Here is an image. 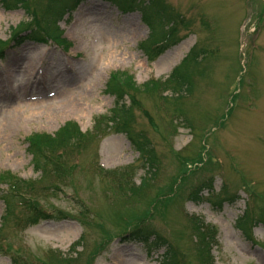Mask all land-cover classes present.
Returning a JSON list of instances; mask_svg holds the SVG:
<instances>
[{
  "label": "rangeland",
  "instance_id": "rangeland-1",
  "mask_svg": "<svg viewBox=\"0 0 264 264\" xmlns=\"http://www.w3.org/2000/svg\"><path fill=\"white\" fill-rule=\"evenodd\" d=\"M160 1L168 22L148 0H81L57 27L47 22L72 0H0V39H24L0 60V264H160L164 246L118 236L148 218L184 264H200L197 237L210 226L215 264H264L263 225H253L257 242L236 225L248 208L264 218V0ZM29 23L46 43L27 38ZM171 29L176 44L151 48ZM192 48L197 59L183 62ZM178 66L188 75L163 84ZM116 71L135 82L119 103L135 104L128 136L109 119ZM70 121L80 129L72 140L54 136ZM135 141L160 160L143 188ZM39 150L61 156L64 174L37 171ZM211 177L212 193L238 192L235 202L216 209L206 189L196 194ZM44 212L54 217L28 222Z\"/></svg>",
  "mask_w": 264,
  "mask_h": 264
},
{
  "label": "trees",
  "instance_id": "trees-1",
  "mask_svg": "<svg viewBox=\"0 0 264 264\" xmlns=\"http://www.w3.org/2000/svg\"><path fill=\"white\" fill-rule=\"evenodd\" d=\"M19 2H24L26 0H18ZM151 2L153 3V0H151ZM155 7L157 8L156 12L158 13V18L159 21L162 20L161 22H168L167 18H169V14L166 13V11L164 10L163 5L161 4L160 0H156L155 1ZM128 6L131 7L132 3L129 2ZM25 9H28L29 5L28 3L24 6ZM56 12V10H55ZM55 15V13H54ZM147 17V16H145ZM52 22L55 24L56 23V19L52 20ZM49 35H51L52 37L57 38V36H59L58 34H53V31H51L49 33ZM174 36V30L171 29L167 35H165L163 38H161L160 40L162 41H177L179 39H177ZM157 38L161 37V34L156 36ZM59 40V39H58ZM60 42V40H59ZM175 43V42H172ZM5 44L0 41V47H3ZM196 49L192 48L189 52V54H187V56L185 57V59L183 60V62H187L190 59H193L194 61L197 59L196 57V53H195ZM183 75H188L187 71H180V66L176 67L174 70H172L171 74L168 76V78H166V80L163 82V84L166 83H170L172 82L175 77L179 76H183ZM149 83H145L143 86L145 88H150L151 85H155V82L152 80L148 81ZM134 81L132 79H129L127 77V75L125 74H111L107 83H106V92L108 94H110L111 96L115 97V105L113 107V112H115L113 114V116H109V119H112V126H115L114 128L118 131V132H125L128 136L129 130H130V122L128 120V117L131 115L132 112V108L135 106V104L129 106L127 104H119L123 97L126 96L128 94V91L132 90L134 87ZM184 83V82H182ZM181 84V83H180ZM186 85V83H184ZM130 87H132L130 90H128ZM79 133L78 127L76 126L75 123L73 122H68L66 123L60 130L59 132L56 134V137H61L64 138L65 141L67 140H72V138L77 135ZM135 144L138 147V150L140 152V155L142 157V162H141V166H143L144 168H146V171L144 173V175L141 177L140 179V183L139 186L140 188H143L144 186H146V183L148 182V180L150 179V177L154 174V172L152 171V168H159L160 166V160L157 156L156 151L152 150L150 147L145 146L143 143H139L138 141H135ZM35 154V157L33 159V163L34 166L37 167V169L39 171H41L42 175H47L48 173H58L60 174H64L65 169L64 166L62 165L61 162H59V159L61 156L58 157H42L39 154V151H35L33 152ZM44 159V162L42 161ZM52 159V160H50ZM155 164H159L157 167H155ZM50 168H52L50 170ZM191 168L189 167H185V174L188 175L187 171H189ZM196 169V168H193ZM157 170V169H156ZM189 174H192V172H189ZM153 177V176H152ZM176 181H178L179 179L175 178ZM203 186L197 188L196 194L199 193L201 191ZM224 189H226V187H224ZM170 193H174V191L169 190ZM191 200L193 201H198L199 197L198 195H193V198L190 197ZM227 199H221L219 200V203L221 204L222 202H226ZM29 203V201L27 202ZM29 206V205H28ZM11 206L9 204L8 209H10ZM36 209V208H35ZM80 211L81 208H80ZM262 214H264V210L262 212ZM252 215V210L250 208H248L244 215L241 216L238 220H237V227L241 230H245L248 229V232H246V236L247 237H251L250 235V231H249V225H251L254 220L251 218ZM35 220L32 219L30 220L33 221ZM264 222V219H263ZM264 224V223H263ZM144 228V227H143ZM200 229V226H198V230ZM134 234L140 233L142 231V228L139 225H137V227H133L132 230ZM199 238V243H197V247L198 248H202V253L199 254V257L197 258V260L200 262V264H213V259H211V255H210V249L208 244H210V239H212L213 237H205L202 235V233L199 230V234L198 237ZM159 242L158 244L160 245H165L166 247V252L164 254V257L161 261V264H184L183 262H185V260H181L179 259V253L176 251L174 246H171L170 244H167L165 242H163V240L161 239V237L158 236L157 241ZM32 263V262H31ZM12 264H28L25 261H21L19 257L13 259ZM33 264V263H32Z\"/></svg>",
  "mask_w": 264,
  "mask_h": 264
},
{
  "label": "bare ground",
  "instance_id": "bare-ground-1",
  "mask_svg": "<svg viewBox=\"0 0 264 264\" xmlns=\"http://www.w3.org/2000/svg\"><path fill=\"white\" fill-rule=\"evenodd\" d=\"M70 82L72 83V81H71V80L69 81V83H70ZM0 83H1V81H0Z\"/></svg>",
  "mask_w": 264,
  "mask_h": 264
}]
</instances>
